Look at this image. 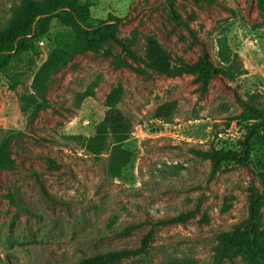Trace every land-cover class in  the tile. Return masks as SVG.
<instances>
[{"label":"rangeland","instance_id":"obj_1","mask_svg":"<svg viewBox=\"0 0 264 264\" xmlns=\"http://www.w3.org/2000/svg\"><path fill=\"white\" fill-rule=\"evenodd\" d=\"M20 1L0 0V33L11 28ZM93 3L94 23L118 19L117 36L146 60L151 39L172 65L195 63L207 51L220 67L222 42L238 55L243 74L235 82L213 77L200 98L195 76H140L117 68L114 57L126 56L108 42L53 74L47 110L24 112L22 98L34 93L36 73L50 54L73 46L72 29L53 20L32 51L0 71V140L17 135L11 146L15 167L0 174V264H73L100 252L133 249L149 223L189 211H197L196 217L156 227L149 252L121 264H214L218 235L246 223L253 192H264V156L251 140L247 165L224 163L211 178V163L191 149H246L240 116L264 108V14L255 0ZM118 86L124 95L117 109L132 125L124 145L132 158L113 180L106 173L107 152L95 156L85 146ZM161 107L169 108L165 116ZM260 215L264 222V208ZM222 264L245 263L237 256Z\"/></svg>","mask_w":264,"mask_h":264},{"label":"trees","instance_id":"obj_2","mask_svg":"<svg viewBox=\"0 0 264 264\" xmlns=\"http://www.w3.org/2000/svg\"><path fill=\"white\" fill-rule=\"evenodd\" d=\"M42 0L37 5L34 0H21L14 9L11 28L0 33V71L14 59H19L24 53L32 51L36 41L45 38L53 20H59L74 33V42L70 51H53L47 62L36 73L33 81L34 93L23 96L25 103L23 111L33 110V113L47 110L46 94L53 74L66 68L76 58L89 52H98L108 42L115 43L126 56L114 57L115 66L119 69L129 68L140 76L156 72L161 75L176 77L192 75L197 77L200 86L198 92L203 98L213 77L222 76L230 82H235L243 74L242 65L237 54H233L227 44L219 42L220 67L216 66L207 51L195 63L182 62L178 65L170 63L169 55L155 42L149 40L148 60L142 58L131 46L116 34L118 19L109 17L106 21L94 23L91 17L93 0ZM195 2L209 0H193ZM261 15L264 14V0H255ZM177 23L180 21L174 18ZM15 77V76H14ZM11 88L15 89V78ZM124 95L121 86L116 87L107 98V109L103 122L98 126L97 134L86 143V150L95 156L108 154L107 175L110 179L122 176L124 169L131 162L132 154L125 147L131 136V121L117 109ZM168 107L159 109L160 116H165ZM246 124V149L242 152L229 150H197L192 154L211 163L210 177L213 178L222 164L233 162L245 166L251 161V140H256L264 156V108L252 107L240 116ZM8 134L0 140V174L6 169L15 167L11 146L16 138ZM264 208V192L255 190L249 202V217L246 223L234 230L222 232L217 237L218 247L214 264H222L226 260L240 256L245 264H264V222L261 210ZM197 211L182 213L170 219L156 220L149 223L151 228L142 238L140 246L133 249L111 250L85 257L73 264H121L124 261L146 255L154 241L155 228L172 223H185L196 217ZM136 228L127 227L126 232Z\"/></svg>","mask_w":264,"mask_h":264}]
</instances>
